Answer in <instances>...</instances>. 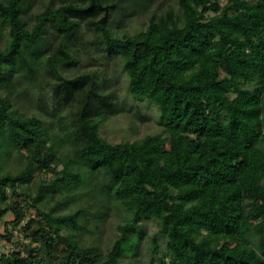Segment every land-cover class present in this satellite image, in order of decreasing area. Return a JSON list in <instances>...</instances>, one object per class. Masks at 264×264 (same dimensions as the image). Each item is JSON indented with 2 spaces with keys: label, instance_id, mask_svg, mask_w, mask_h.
Returning <instances> with one entry per match:
<instances>
[{
  "label": "trees",
  "instance_id": "obj_1",
  "mask_svg": "<svg viewBox=\"0 0 264 264\" xmlns=\"http://www.w3.org/2000/svg\"><path fill=\"white\" fill-rule=\"evenodd\" d=\"M26 1L0 0V36L9 31L0 46V152L24 160L0 172V223L11 213L6 229L24 238L7 230L13 246L0 264H122L137 254L145 219L159 224V264H264V0H178L123 37L110 22L116 0H51L32 28ZM84 24L121 59L131 95L158 108L162 133L119 143L101 134L119 109L107 76H66L59 66L74 61L69 41ZM50 29L60 38L52 52ZM22 71L54 79L51 124L2 93ZM97 196L129 214L109 250L83 241L85 205Z\"/></svg>",
  "mask_w": 264,
  "mask_h": 264
},
{
  "label": "rangeland",
  "instance_id": "obj_2",
  "mask_svg": "<svg viewBox=\"0 0 264 264\" xmlns=\"http://www.w3.org/2000/svg\"><path fill=\"white\" fill-rule=\"evenodd\" d=\"M116 0V6L110 9V22L116 35L123 37L126 33L135 34L144 29L149 17L155 11L164 12L166 9L177 7L178 0ZM253 1V0H249ZM136 2V3H135ZM51 0H27L24 6V19L28 27L36 23V15L50 5ZM147 4V5H146ZM59 1L54 0L52 6H58ZM8 29L0 36V46L7 45L9 39ZM44 45L48 52H52L59 44L60 38L54 29H50ZM69 49L74 55L72 63H62L61 70L66 76H74L82 72L97 71L107 76V92L114 91L119 103L118 111L112 113L101 127V134L113 143L126 140L140 139L146 135L162 133L164 126L160 120L158 108L143 100L135 99L128 89V75L119 57L108 52L103 37L95 30H90L83 25L77 40L70 39ZM23 71L14 78L15 89L5 85L2 89L4 95L13 98L15 106L29 115H38L41 119L51 124L52 116V88L53 78L49 75L39 74L35 80L22 76ZM5 151L0 152V172H16L23 167V161L17 151L7 156ZM39 185V177H34L29 183L34 191ZM87 218L90 220L88 230L83 231L85 244L100 245L109 250L116 239L121 235L119 226L127 221L128 211L122 204L114 199L102 196L92 197L91 205H85ZM29 216L35 215V210L29 209ZM13 215L8 213L0 223V253H5L13 246L7 239L6 233L12 231L15 240L24 241L18 230L10 227L6 229L5 222H10ZM159 229L156 220L145 219L134 234L139 240L136 255L128 254L122 264H159L160 255L152 247V236ZM166 240H162L158 248L165 251Z\"/></svg>",
  "mask_w": 264,
  "mask_h": 264
}]
</instances>
